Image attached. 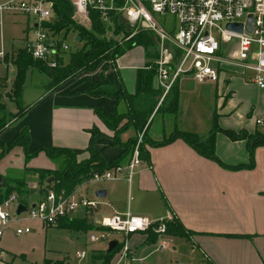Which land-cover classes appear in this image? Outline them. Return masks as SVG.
I'll return each mask as SVG.
<instances>
[{
  "label": "crops",
  "instance_id": "crops-1",
  "mask_svg": "<svg viewBox=\"0 0 264 264\" xmlns=\"http://www.w3.org/2000/svg\"><path fill=\"white\" fill-rule=\"evenodd\" d=\"M135 49H127L121 53L115 58L113 65L127 91H132L135 69L145 65V57L140 50ZM1 51L3 54L4 50ZM92 73L93 71L88 72V75ZM76 76L38 95L23 115L15 119L14 124L10 122L0 130V139L4 142L9 140L25 126L28 131V149L41 145L66 146L76 150V156L81 158L87 155L84 149L89 136L87 129L96 125L107 134L96 143L101 156L109 160L117 155L120 147L111 142V130L105 127L93 110L94 106L100 105L109 111L112 98L107 94L94 95L81 91L82 86L78 84L79 77ZM189 81L190 78L186 76L175 80V107L171 110L163 108L159 114V122H153L157 114V110L154 111L157 104L155 105L147 118L148 138L168 135L174 129L191 130L200 134L198 129H191L184 123L175 121L180 103L179 94L190 88ZM152 82L154 84L153 79ZM212 83L216 86L215 93L220 100L219 103L215 102L213 107V123L216 126L234 130L242 127L248 131L258 128L254 118H264V87H258L254 82L246 80L239 71L229 69L222 70L218 79ZM97 88L101 89L102 86ZM243 89L251 92V101L244 103L237 111L236 117L231 120L229 106L233 107L234 98L241 96ZM114 90L107 89L109 92ZM125 107L126 103L119 100L116 108L122 111ZM243 114L248 116L246 120L243 119ZM211 128L213 125L207 132ZM131 131L132 128L129 127L120 132V140L130 136ZM11 148L5 153L11 160L7 158L5 162L4 156L0 158V190L4 185L2 175L6 173L3 168L54 166L51 160L41 156L42 151H38L24 162L19 148L16 145ZM214 153L227 164L247 160L244 138L230 139L220 130L214 132ZM2 161L4 162L1 163ZM35 174L30 172L25 178L27 193L24 198L28 203L32 202L40 188ZM99 188L104 190L102 196L95 194ZM78 192L98 200L96 207H80L72 213L70 217L77 220L78 227L83 222L95 224L100 215L112 211L128 210L150 217L163 216L167 211H171L174 219L186 231V236L167 233L168 238L173 241L166 247L171 253L176 250L178 244L187 242L190 244V251L197 250L201 256V264H264V145L254 147L251 167L228 168L221 166L211 157L199 154L180 137L176 136L161 144H151L147 141L129 179L120 173L113 179L80 185ZM63 228L70 234L76 230ZM144 233L136 231L128 234V258L125 264H170L169 258L165 262L160 261L165 250L161 249L159 252L162 256L158 254L157 259L154 258L156 240L147 239ZM110 238L119 241L120 234L116 237L110 234ZM104 246V241H98L97 245L90 249ZM0 251V264H7L3 256H8L10 249L4 244L0 245ZM149 257L151 259H148Z\"/></svg>",
  "mask_w": 264,
  "mask_h": 264
},
{
  "label": "built area",
  "instance_id": "built-area-1",
  "mask_svg": "<svg viewBox=\"0 0 264 264\" xmlns=\"http://www.w3.org/2000/svg\"><path fill=\"white\" fill-rule=\"evenodd\" d=\"M72 16L79 22L89 19L88 8H95L102 18L109 14H121L128 22L132 34L138 29L148 31L156 44L154 50L153 81L159 89L158 103L181 76L194 82L216 81L224 69L239 71L246 80L264 87V0H69ZM2 9L19 10L32 15L34 22L29 26V35L22 46L34 58H40L49 66H55L68 44L58 32L42 25V21L53 17V0H5ZM160 15L161 19L153 14ZM247 14L251 15V29H245ZM169 15L168 22L165 16ZM240 22L241 31L229 29L226 22ZM87 23V22H86ZM2 51L0 50V58ZM257 125L264 128V118H254ZM138 132L128 158L122 163L111 164L78 182L70 191L55 190L45 186L38 191L32 202L25 205L28 217L40 220L45 225H56L61 217H70L80 207L94 208L96 197H88L78 192V187L88 182L113 179L123 173L129 179L134 166L139 161ZM17 200L9 193L0 201V227L10 220L21 218L19 213L11 219L9 204ZM15 210V208H14ZM171 211L159 217L143 214L112 211L100 215L95 222L97 228L87 232L89 242L108 240L112 232L120 234L119 247L114 252L110 264H125L128 258V234L136 231L152 230L157 235L156 248H166L169 236L165 223L174 219ZM28 226L15 227L14 233L28 232ZM1 233V229H0ZM1 252V251H0ZM75 258L79 264H87L88 250L76 249Z\"/></svg>",
  "mask_w": 264,
  "mask_h": 264
},
{
  "label": "trees",
  "instance_id": "trees-1",
  "mask_svg": "<svg viewBox=\"0 0 264 264\" xmlns=\"http://www.w3.org/2000/svg\"><path fill=\"white\" fill-rule=\"evenodd\" d=\"M72 11L73 7L69 0H53V17L50 20L42 21V25L47 26L52 31H62V38L68 32L73 33V39L75 35L79 36L75 40L80 42V44L68 51L67 60L63 61L62 57H59L58 63L55 66H49L44 60L32 57L23 46L18 48L14 56H11V63L15 71L10 82V93L17 109L10 112L9 116H6L7 113H0V130L12 120L11 118L23 114L30 105V103L20 104L22 85L27 68L36 67L39 71L44 72L48 77L46 85L54 88L79 72L84 71L88 73L100 65V69L98 70L99 80L86 82L85 86H82L80 90L96 95L104 93L112 98V105L109 111L100 105L94 106L93 110L105 127L111 130V142L118 145L120 151L109 160H105L101 156L96 143L107 134L99 130L96 125H92L87 129L89 136L84 147L87 152L85 157L78 158L76 156L77 151L66 146L41 145L28 149V131L23 126L7 143L3 144L0 140V156L12 145L20 144L24 152V161L29 156L42 150L54 162V166L51 168L24 166L21 175L16 177H10L7 173H4L2 176L5 183L3 189L0 190V201L10 192L14 191L19 202L25 205L28 204L24 198L27 191L25 175L30 172L36 173L38 182L42 183L39 191L43 190L45 186H51L55 190L63 189L68 192L78 182L88 177L92 171L100 170L111 164L124 162L130 154L134 138L133 136H128L125 140H120L119 133L129 127L138 130L145 123L146 128L148 124L147 118L156 104L159 89L152 82L154 73L152 59L146 61L144 66L135 69L132 91L125 89L117 69L111 75L103 74V70L108 66V62L114 65L115 58L123 53L126 48L135 44H141L144 47L154 44L151 34L145 29H139L126 39L122 38L123 36L117 38L115 35L119 31L123 33L129 32L125 30L122 23L118 22L117 14L112 15L108 13V18L104 19L95 8H88L89 27H85L72 19ZM100 83H113L115 90L113 92L105 90L91 92L89 90L90 86H97ZM173 84L164 96V99L162 98L163 100L161 99L157 104L154 111L158 110V108L171 110L175 107L177 89L174 88ZM119 100L126 103V107L122 111L116 108ZM162 104L163 106H161ZM3 109L4 102L0 100V110ZM215 130L222 131L230 139L244 138L247 149V160L236 164L222 162L214 153ZM176 136L191 145L199 154L211 157L217 160L221 166L228 168L251 167L253 165V148L256 145L264 144V131L259 128H255L253 131H247L242 127L234 130L218 127L214 123L213 128L204 135L191 130H175L167 137L158 140H148V142L151 144H161ZM139 152L141 154V147L139 148ZM49 176H52V178L47 180ZM76 222L77 220L72 217H61L58 219L57 224L67 229L98 227L95 224L87 222H83L78 227ZM165 230L173 236H186L185 229L175 219L166 221ZM147 231L150 234V236H147V239L154 240L157 236L156 233L152 230ZM119 245V241L116 240L115 245L109 251H105V247L89 249L87 264H110L112 256ZM42 264H68V262H66L65 257L55 259L44 258Z\"/></svg>",
  "mask_w": 264,
  "mask_h": 264
},
{
  "label": "rangeland",
  "instance_id": "rangeland-1",
  "mask_svg": "<svg viewBox=\"0 0 264 264\" xmlns=\"http://www.w3.org/2000/svg\"><path fill=\"white\" fill-rule=\"evenodd\" d=\"M3 1L5 0H0V2H3ZM153 15L157 18V20L161 19L160 15L155 14V13ZM71 17L75 22L82 24L85 27H89V19L88 21H86L87 22L86 23V22L77 21L76 20L77 18L75 19V17H73L72 15ZM169 19H170V16L166 15L165 21L168 22ZM33 22H34V19L32 15H26L25 13H22L19 10L2 9L0 11V50H4L0 58V75L3 74L2 76H0V100L4 102V109L0 110V113H3V112L7 113L6 116H9L10 112H13L17 109L12 99V94L10 93V90H11L10 82H11V79L15 71L10 58L11 56L15 55L18 48L21 47L25 37L29 35L28 29H29V26ZM58 35L62 36V31H59ZM115 36L117 38H121L120 36H123L122 38L126 39L130 37L131 34L129 32L123 33L119 31L118 33H116ZM63 40L68 44V49L63 51L62 56H61L62 60L64 61V60H67L68 51L76 48L80 44V42L72 38L71 32H68V34L64 36ZM11 47H13L14 49L12 48L11 50L10 49ZM132 48H134V50H136L135 48L140 50V53L142 54V56L145 57L144 62H146V61L151 60L152 57L154 56V50L156 48V44L146 45L145 47L142 46L141 44H135V45H132L126 48L124 52L127 49H132ZM113 68H114L113 64H111V62H108V66L104 68L103 74L111 75L112 72H114ZM99 69H100V65L95 70H93V73L91 75H88V73H85L84 71L76 74L77 75L76 77H79L78 84H80L81 86H85L86 82L88 81L90 82V81H94L97 79L99 80V75H98ZM249 75H250V71H246L245 75L244 76L241 75V76L246 78V76H249ZM47 81H48V77L44 72L39 71L36 67L27 68L25 72L23 85H22V94L20 97V104L31 103L43 91L54 89L55 87L52 88V86L48 87L46 85ZM189 82H190V85H189L190 88L188 90L182 91L179 94L180 103H179V108L176 114V119L178 121L177 120L175 121L178 123L181 122L182 124L184 123V125L191 127V129L193 128L198 129L200 131V134H205L207 133V129L213 125V122L215 120L214 113H213L214 103L220 102L219 98L217 97L215 93L216 86L212 82L199 83V82H194L191 79ZM99 85L102 86L101 89L97 88ZM99 85L90 86L89 90L91 92L96 91V90L107 91V89L114 90V86H115L113 83H100ZM221 89H223V87ZM241 92L243 93L241 96H239L238 98H234L233 107L229 106L230 108L228 112H229V116L231 120H233L234 117H236L237 111H239V108L243 106L244 103L251 101L250 99L251 92L245 89H243ZM231 98L233 99V97ZM156 104H158V97H157ZM161 106H163V104ZM152 111L153 109L151 110V112ZM162 111H163V108L162 109L158 108L157 114L155 115L153 122L154 120L155 122L156 120L157 122H159V116H160L159 114ZM21 115L23 114L18 115V117H20ZM242 117L245 120L248 118L246 114H243ZM16 118L17 117L11 118L12 119L10 120L11 124H14V121ZM145 124L140 129L136 130L132 128V131H131L130 136H133L134 138L132 146L136 142L135 138L137 137L138 132L139 131L142 132L141 138L137 143L138 150L140 147L143 148V146L147 143L148 140L162 139L164 137L169 136L172 132L177 130V129H174L168 135H163L158 138H150V137L148 138L149 136L147 133L148 127L145 128ZM258 128L264 131V128H262L261 126H258ZM101 138H105V137H101ZM9 140L5 142L2 140L1 141L3 142V144H5ZM15 145L17 148H19L20 152L22 153L21 155H23V158H24V152H23L22 146L20 144H15ZM15 145H12L11 147ZM17 145H19L20 147ZM259 145H264V144H259ZM132 146H131V149H132ZM11 147H9V149H7L0 156V158L4 156L3 159L5 162L7 161L6 159L9 158L7 154L5 155V153H7L8 150L12 149ZM39 151H42V150H39ZM138 153H139V158H140L141 154L140 152ZM41 156L47 158L48 160H51L43 151L41 153ZM8 160H11V159L9 158ZM27 160L24 162H27ZM4 161H2L1 163H3ZM23 167L19 169L14 168V167L13 168L8 167L6 169L5 168L3 169L10 177H16V176L21 175L20 171L23 170ZM26 175H25V178H26ZM35 177L36 179H38L37 174H35ZM39 185L41 187L42 183H39ZM3 187L4 185L2 186L1 190L3 189ZM10 193L15 194L16 192L12 191ZM16 203H17L16 200H12L9 204V210L11 211V215H10L11 219L15 217L14 208H15ZM27 211H28V208L26 211L20 214L21 218L19 220L17 221L10 220L9 222H7V224L3 228L0 227L1 229L0 245L6 244V247L10 249L11 251V252H8L9 254L8 256H3V260L7 264H42L44 258L55 259L57 257H65L66 262H69V264H79V261L75 258V255H74L75 250L80 249V248H85L86 250H88L94 247L95 245H97L98 241L89 242L87 240L88 228L86 229L77 228L75 231H73L70 234L63 227L56 226V225H45L40 220L28 217ZM23 226H28L29 232L26 234H21L19 236H16L14 233L15 227H23ZM144 232L146 236H150L147 230H145ZM117 235H119L118 232L111 233V236L116 237ZM157 238L158 237L156 236L155 240H157ZM103 241L104 243H106V240H103ZM172 242L173 241L170 239L168 246H170ZM154 246L156 245L154 244ZM190 248H191L190 244L187 242L178 244L176 246V250L172 253L167 248H160V249L155 248L154 258L157 259L158 254L162 256V253L159 252L162 249V250H165L164 256L162 257V259H160V261L162 262H165L166 259L169 258V260L171 259L170 264H183V262L185 264H190V263L191 264H201V261H200L201 256L199 255L197 250L190 251ZM1 254L2 253L0 252V255ZM135 255L137 256V254ZM148 259H151V257H149Z\"/></svg>",
  "mask_w": 264,
  "mask_h": 264
},
{
  "label": "water",
  "instance_id": "water-1",
  "mask_svg": "<svg viewBox=\"0 0 264 264\" xmlns=\"http://www.w3.org/2000/svg\"><path fill=\"white\" fill-rule=\"evenodd\" d=\"M118 22L122 23L125 30L129 31L130 26L128 24V22L125 20V18L123 17V15L119 14L117 17ZM251 15L247 14V19H246V23L244 25L245 29L250 30L251 29ZM225 26L229 29H233V30H237V31H241V23L240 22H236V21H232V22H226ZM78 35L74 36V39H78ZM52 178V176H49L47 178V180H50ZM95 194L97 196H102L104 194V190L99 188L96 190ZM25 210V204H23L22 202H17L15 205V213H19L21 211ZM116 240L114 238H110L107 240L106 242V246H105V251H109L110 249L113 248V246L115 245Z\"/></svg>",
  "mask_w": 264,
  "mask_h": 264
}]
</instances>
